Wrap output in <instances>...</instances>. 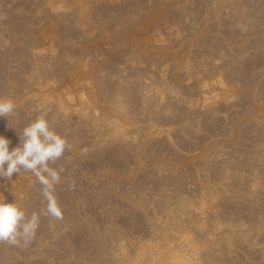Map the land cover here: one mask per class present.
I'll return each mask as SVG.
<instances>
[{
  "label": "rangeland",
  "instance_id": "1",
  "mask_svg": "<svg viewBox=\"0 0 264 264\" xmlns=\"http://www.w3.org/2000/svg\"><path fill=\"white\" fill-rule=\"evenodd\" d=\"M0 98L9 150L40 116L70 146L61 219L0 178L39 216L0 264H264V0H0Z\"/></svg>",
  "mask_w": 264,
  "mask_h": 264
},
{
  "label": "clouds",
  "instance_id": "2",
  "mask_svg": "<svg viewBox=\"0 0 264 264\" xmlns=\"http://www.w3.org/2000/svg\"><path fill=\"white\" fill-rule=\"evenodd\" d=\"M15 109L11 99L0 98V117H14ZM19 137L20 145L9 150L11 141L0 135V178L11 182L14 173L31 172L42 185V195L48 201L45 214L61 219L53 191L61 181L63 169L57 170L50 165L61 159L70 146L65 138L50 128L43 116L24 127ZM38 224L36 213L29 217L17 203L0 200V242L28 244L34 238Z\"/></svg>",
  "mask_w": 264,
  "mask_h": 264
},
{
  "label": "bare ground",
  "instance_id": "3",
  "mask_svg": "<svg viewBox=\"0 0 264 264\" xmlns=\"http://www.w3.org/2000/svg\"><path fill=\"white\" fill-rule=\"evenodd\" d=\"M92 104V103H91ZM116 107H118V105L116 106ZM119 108V107H118ZM117 109V108H116ZM120 109H122V108H120ZM125 113V112H124ZM97 114V113H96ZM109 114V113H108ZM107 121V120H106ZM103 122V121H102ZM122 130V129H121ZM125 130V129H124ZM126 133V132H125ZM202 210H203V207H202ZM201 210V211H202ZM203 216V215H202ZM183 221V220H182ZM182 223V222H181ZM177 224V223H176ZM204 227V226H203ZM206 228V227H205ZM228 232V231H227ZM184 237V236H183ZM190 240V239H189ZM182 241V240H181ZM185 244V243H184ZM152 249V248H151ZM174 250V249H173ZM119 251V250H118ZM184 253V252H183ZM168 254V253H167ZM172 254V253H171ZM176 254V253H175ZM179 255V253L178 254H176V256H178ZM181 255V254H180ZM182 256H184V255H182ZM143 257V256H142ZM179 257V259H182V257L180 258V256H178ZM183 260H185V259H183ZM183 260H181V262L183 261ZM122 261V260H121ZM141 261V260H140ZM192 262V261H191ZM165 264V263H164ZM176 264H180V263H176Z\"/></svg>",
  "mask_w": 264,
  "mask_h": 264
}]
</instances>
